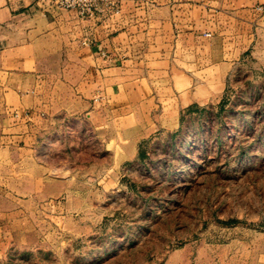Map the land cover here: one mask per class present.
Listing matches in <instances>:
<instances>
[{"label": "rangeland", "instance_id": "1", "mask_svg": "<svg viewBox=\"0 0 264 264\" xmlns=\"http://www.w3.org/2000/svg\"><path fill=\"white\" fill-rule=\"evenodd\" d=\"M260 22L244 59L221 65L218 50L217 64L184 67L173 84L178 99L159 90L165 111L147 119L176 118L178 128L136 130L123 104L103 116L104 146L76 119L46 135L41 193L19 196L0 264H183V251L191 264H264Z\"/></svg>", "mask_w": 264, "mask_h": 264}, {"label": "crops", "instance_id": "2", "mask_svg": "<svg viewBox=\"0 0 264 264\" xmlns=\"http://www.w3.org/2000/svg\"><path fill=\"white\" fill-rule=\"evenodd\" d=\"M263 18L264 0H110L90 17L41 0H0V263L11 215L25 202L19 196L41 193L46 135L76 119L89 122L104 146L103 116L124 106L136 130L178 128L176 118L147 117L160 107L163 114V97L179 98L173 86L186 65L217 64L218 50L226 56L221 65L244 59L257 47L251 33ZM159 90L171 94L161 98ZM65 155L68 172L73 159ZM179 254L191 264L186 251Z\"/></svg>", "mask_w": 264, "mask_h": 264}, {"label": "built area", "instance_id": "3", "mask_svg": "<svg viewBox=\"0 0 264 264\" xmlns=\"http://www.w3.org/2000/svg\"><path fill=\"white\" fill-rule=\"evenodd\" d=\"M41 2L49 8L76 11L81 16L90 17L101 12L103 5L110 3V0H41Z\"/></svg>", "mask_w": 264, "mask_h": 264}]
</instances>
